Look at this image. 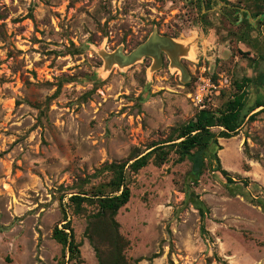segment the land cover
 I'll return each instance as SVG.
<instances>
[{
    "label": "rangeland",
    "instance_id": "rangeland-1",
    "mask_svg": "<svg viewBox=\"0 0 264 264\" xmlns=\"http://www.w3.org/2000/svg\"><path fill=\"white\" fill-rule=\"evenodd\" d=\"M153 34L173 39L177 57L105 63ZM241 93L239 129L229 139L212 129V166L198 185L174 151L128 174L131 198L116 220L130 264H264V0H0V264H99L87 237L97 206L77 215L70 202L79 181ZM67 223L72 259L53 237Z\"/></svg>",
    "mask_w": 264,
    "mask_h": 264
},
{
    "label": "trees",
    "instance_id": "trees-1",
    "mask_svg": "<svg viewBox=\"0 0 264 264\" xmlns=\"http://www.w3.org/2000/svg\"><path fill=\"white\" fill-rule=\"evenodd\" d=\"M244 14L249 15L248 12ZM261 14V9H258L253 18H257ZM247 82H249L248 79L239 86L240 91L245 89ZM244 108V93H241L229 101L225 110L219 115L202 110L193 120L180 127L175 136L152 145L149 152L144 155H136L132 160L123 163L105 164L89 178L79 181L78 192L70 197V202L77 215L85 213V203L97 206V211L89 216L87 237L94 246L99 264H130L124 255L129 242L121 235L120 224L116 220L119 210L125 207L131 198V190L127 184L128 174H137L152 162L156 166H162L174 151L179 156V162L186 160L190 162L191 167L188 175L193 184L198 185L205 171L212 166L205 156L211 143H217L216 135L212 129H223L219 138H231L239 129ZM216 161L218 171L229 183H233L228 172L221 167L217 157ZM106 173L112 176L110 182L102 184L98 188H92L89 193L84 192L83 187L89 183L90 178H97ZM247 183L245 181V185ZM188 201L199 210L204 221L206 211L204 202L194 192L189 195ZM69 223L64 225L63 230L55 228L53 237L65 247L69 252V258L72 259L79 252L74 232ZM67 230L70 232L67 233Z\"/></svg>",
    "mask_w": 264,
    "mask_h": 264
},
{
    "label": "water",
    "instance_id": "water-1",
    "mask_svg": "<svg viewBox=\"0 0 264 264\" xmlns=\"http://www.w3.org/2000/svg\"><path fill=\"white\" fill-rule=\"evenodd\" d=\"M160 37L157 34H153L149 40H147L145 43L140 45L136 50L131 52L130 54L126 55L123 54V51L118 49L115 51V53H121L122 57L118 58L117 54H105L104 59L105 63L108 61H113L111 64H109V68L112 67L114 64L119 65L120 67H127L134 65L139 60H141L143 57H151L155 58V55L158 57V61L156 66L158 67L161 63V52L166 51L169 53H175L178 49V45L174 42L173 39L167 38V37H160L161 40H163L162 44L158 46L155 41L157 38ZM115 56V57H114Z\"/></svg>",
    "mask_w": 264,
    "mask_h": 264
},
{
    "label": "bare ground",
    "instance_id": "bare-ground-1",
    "mask_svg": "<svg viewBox=\"0 0 264 264\" xmlns=\"http://www.w3.org/2000/svg\"><path fill=\"white\" fill-rule=\"evenodd\" d=\"M163 42V40H161L160 39V37H158L157 38V40L155 41V43L158 45V46H160L161 44H162V42ZM111 54H117V56H118V58H120V57H122V54L121 53H115V52H113V53H111ZM115 57V56H114ZM155 57H157V55H155ZM158 58V57H157ZM154 59V58H153ZM111 62H113V61H111ZM114 65H116V64H114Z\"/></svg>",
    "mask_w": 264,
    "mask_h": 264
},
{
    "label": "flooded vegetation",
    "instance_id": "flooded-vegetation-1",
    "mask_svg": "<svg viewBox=\"0 0 264 264\" xmlns=\"http://www.w3.org/2000/svg\"><path fill=\"white\" fill-rule=\"evenodd\" d=\"M256 9V8H255ZM160 37H164V36H160ZM177 53V52H176ZM175 54V53H174ZM178 54H175L174 57H177Z\"/></svg>",
    "mask_w": 264,
    "mask_h": 264
}]
</instances>
